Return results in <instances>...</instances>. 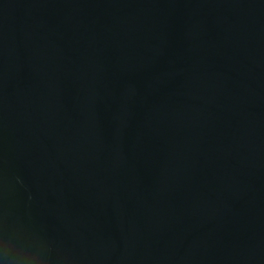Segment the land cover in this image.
Masks as SVG:
<instances>
[{"label":"water","instance_id":"95a60500","mask_svg":"<svg viewBox=\"0 0 264 264\" xmlns=\"http://www.w3.org/2000/svg\"><path fill=\"white\" fill-rule=\"evenodd\" d=\"M0 264H264V0H0Z\"/></svg>","mask_w":264,"mask_h":264}]
</instances>
